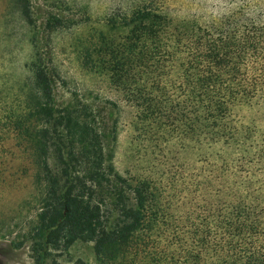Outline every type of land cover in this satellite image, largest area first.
<instances>
[{
	"label": "trees",
	"instance_id": "1",
	"mask_svg": "<svg viewBox=\"0 0 264 264\" xmlns=\"http://www.w3.org/2000/svg\"><path fill=\"white\" fill-rule=\"evenodd\" d=\"M252 9L201 21L145 0L121 14L120 44L85 48L82 67L134 109L136 158L124 174L103 142L114 144L115 124L106 134L90 104L55 106L41 66L28 111L16 113L0 90V183L32 179L38 205L27 238L37 261L83 240L106 263H160L166 247L189 242L197 263L264 264V8ZM197 162L200 179L186 175Z\"/></svg>",
	"mask_w": 264,
	"mask_h": 264
},
{
	"label": "rangeland",
	"instance_id": "2",
	"mask_svg": "<svg viewBox=\"0 0 264 264\" xmlns=\"http://www.w3.org/2000/svg\"><path fill=\"white\" fill-rule=\"evenodd\" d=\"M142 1L145 0H0L2 99L16 113L28 111L36 99L33 65L41 66L51 79L55 106L90 104L98 115L99 129L106 134L115 124L116 141L111 144L105 136L103 142L105 148L113 147L112 164L120 174L132 169L135 163L136 153L131 142L134 109L105 76L82 67L81 55L86 47L101 46L104 40L112 39L120 44L125 34V29L118 23L121 14ZM153 1L178 16H196L201 21L238 6H249L250 11L258 6L264 8V0ZM23 6H26L28 17L23 13ZM165 67L167 72L174 74V67L168 63ZM240 114L245 119L254 117L264 121L256 112L242 111ZM5 144L8 149L10 140ZM179 155L181 158L186 156L182 151ZM3 158L8 160V157ZM21 161L24 163L26 159ZM48 162L52 165L54 160L50 158ZM7 164L3 160V166ZM200 166L199 162L191 163L187 169L196 171L186 175L196 173L195 177L200 179ZM11 180L12 177L7 181L8 185L0 183V264H114L97 258L93 242L83 240H76L68 247L51 246L48 254L37 261L38 253L27 238L38 205L34 185L28 176L18 180L16 185L11 184ZM169 214L176 218L182 213ZM165 249L167 255L155 264H202L196 262V257L189 256L190 252L196 254L198 251V247L189 242H183L179 248L168 246Z\"/></svg>",
	"mask_w": 264,
	"mask_h": 264
}]
</instances>
